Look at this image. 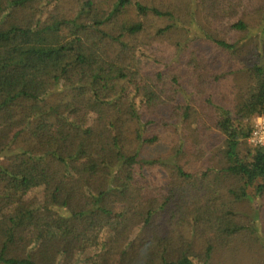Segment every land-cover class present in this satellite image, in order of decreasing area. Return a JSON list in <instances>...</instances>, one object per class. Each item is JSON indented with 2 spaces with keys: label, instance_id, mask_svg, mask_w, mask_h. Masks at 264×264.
Here are the masks:
<instances>
[{
  "label": "trees",
  "instance_id": "trees-1",
  "mask_svg": "<svg viewBox=\"0 0 264 264\" xmlns=\"http://www.w3.org/2000/svg\"><path fill=\"white\" fill-rule=\"evenodd\" d=\"M257 106L264 0H0V264L264 254Z\"/></svg>",
  "mask_w": 264,
  "mask_h": 264
},
{
  "label": "rangeland",
  "instance_id": "rangeland-1",
  "mask_svg": "<svg viewBox=\"0 0 264 264\" xmlns=\"http://www.w3.org/2000/svg\"><path fill=\"white\" fill-rule=\"evenodd\" d=\"M226 80H228V78H226ZM225 80H223L222 82H224ZM257 110H258V114L255 117H252L251 119H246L243 122V126L250 128V130L252 131V128L254 127L255 123L259 120V119H264V114L262 113L261 107L257 106ZM216 134H218L219 132H215ZM220 136V135H219ZM219 136H218V142L215 141V143L211 142V144H208L207 146H203L201 152H203L204 157L208 158V160L205 161V166H201L197 169L198 171V176L204 177V176H208L209 178H213L214 174L212 173V171L208 170V168H214V169H220L219 164L221 161H224L221 156L223 155L221 153V145L222 140H219ZM169 146V145H168ZM167 144L165 142L159 144L158 146L154 147V149L152 150V154H162L164 153V151H166ZM240 148V152L242 153V155H244L245 153L251 154L253 153L255 147L253 145H251L249 143L248 138H244L241 141V144L239 146ZM173 160V159H172ZM208 163H210L208 165ZM217 177H220L219 175H215ZM227 185L229 184L226 183ZM250 191H252V186L248 187ZM248 190V191H249ZM249 191V192H250ZM241 204L242 205L243 210H245L247 207H251L254 206L255 201L252 202H243ZM239 207V206H238ZM240 208V207H239ZM251 208H249L248 210H250ZM230 251L231 250H226L224 253L219 254L217 253V255H220V259L222 260V262H220L221 264H258V261L264 260V254L263 252H257V249H254L253 251H248L246 252V250L244 251H240L237 252L238 255L234 256H229L230 255ZM258 254H262V255H257ZM225 256H229L228 258H226ZM254 256L258 257V261H254L252 258H255Z\"/></svg>",
  "mask_w": 264,
  "mask_h": 264
},
{
  "label": "built area",
  "instance_id": "built-area-1",
  "mask_svg": "<svg viewBox=\"0 0 264 264\" xmlns=\"http://www.w3.org/2000/svg\"><path fill=\"white\" fill-rule=\"evenodd\" d=\"M248 140L254 147H264V119H259L255 123Z\"/></svg>",
  "mask_w": 264,
  "mask_h": 264
}]
</instances>
